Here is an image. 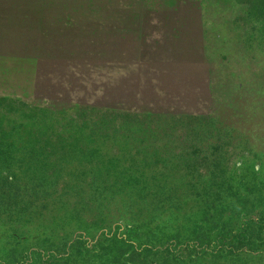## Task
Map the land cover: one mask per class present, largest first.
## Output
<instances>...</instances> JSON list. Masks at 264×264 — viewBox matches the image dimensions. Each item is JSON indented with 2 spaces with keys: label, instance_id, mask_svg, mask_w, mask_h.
Returning <instances> with one entry per match:
<instances>
[{
  "label": "rangeland",
  "instance_id": "rangeland-1",
  "mask_svg": "<svg viewBox=\"0 0 264 264\" xmlns=\"http://www.w3.org/2000/svg\"><path fill=\"white\" fill-rule=\"evenodd\" d=\"M0 264H264V0H0Z\"/></svg>",
  "mask_w": 264,
  "mask_h": 264
}]
</instances>
